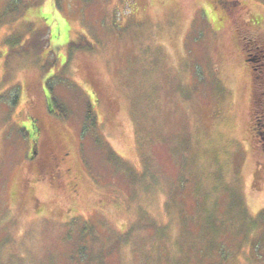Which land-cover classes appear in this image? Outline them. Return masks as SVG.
Returning a JSON list of instances; mask_svg holds the SVG:
<instances>
[{
  "label": "rangeland",
  "instance_id": "1",
  "mask_svg": "<svg viewBox=\"0 0 264 264\" xmlns=\"http://www.w3.org/2000/svg\"><path fill=\"white\" fill-rule=\"evenodd\" d=\"M256 45L264 0H0V264H264Z\"/></svg>",
  "mask_w": 264,
  "mask_h": 264
},
{
  "label": "trees",
  "instance_id": "2",
  "mask_svg": "<svg viewBox=\"0 0 264 264\" xmlns=\"http://www.w3.org/2000/svg\"><path fill=\"white\" fill-rule=\"evenodd\" d=\"M12 2L14 4H17V0H12ZM10 4H11V2H10ZM15 6L16 5H14V9L16 8ZM11 7H13V6H11ZM23 38L24 37H22L21 34L15 35V37H12L11 39L8 40L7 46L9 48L10 47H17L21 44V42L24 41ZM35 46L37 47V46H39V44H35ZM73 47L75 49H81V50H87V49L89 50L90 49V45L87 42H85V39L82 43L75 45ZM21 48H23V47L21 46ZM29 48H30V46H29ZM261 55L264 56V53H261ZM260 56H259V58H260ZM252 72L256 73L255 79H257V81L255 82V84H256L255 88L257 90V95L255 97L254 104H255V106H257V105L260 106L259 109H261L262 105H264V71H263V69L261 71H259V69L256 68V70L255 71L252 70ZM50 94H51V92H50ZM50 94H49L48 103H47L48 104L47 108H48L49 112L52 114V109H57L60 112V114H59L60 118L67 117L70 112H69V109L65 108L66 103H64L65 104L64 105L63 102H61V100H59V102L61 104H60V107H58L57 106V100H56L57 98H52L50 96ZM12 101H13V104L15 105L16 101H17V93H16V97H14V99ZM87 104H86L87 105L86 109L84 111V118L86 120V123L91 122V120H93V109L91 107V104H89V103H87ZM263 110H264V108H262L260 111V112H262L263 116H261V117L257 116L256 117V122H257L256 126H258V124H259V127L261 128V130L264 129V112H263ZM91 123H93V122H91ZM23 136L25 138H27V137H29V133L27 131H23ZM262 140H264V138H262ZM104 154L106 155L107 151H105ZM108 155H111V153L108 152ZM79 239L83 240L82 235L79 236ZM78 245H77V251H80L81 257H80L79 261L78 260L77 261L80 263L85 262V264H88L90 258L85 254V252H86L85 250H87V248L84 245L80 246V247H78ZM72 259H73V257H72Z\"/></svg>",
  "mask_w": 264,
  "mask_h": 264
},
{
  "label": "flooded vegetation",
  "instance_id": "3",
  "mask_svg": "<svg viewBox=\"0 0 264 264\" xmlns=\"http://www.w3.org/2000/svg\"><path fill=\"white\" fill-rule=\"evenodd\" d=\"M253 50H254V53H248L246 55V62L251 66L252 70L255 71L256 68H258V66H255V63L260 62L259 56L261 55V53H264V49L260 45H258V46L256 45ZM260 57H261V59L263 61L264 60V56L261 55Z\"/></svg>",
  "mask_w": 264,
  "mask_h": 264
}]
</instances>
